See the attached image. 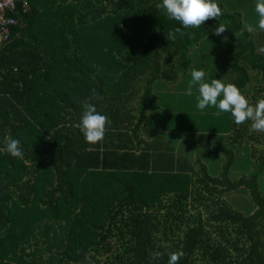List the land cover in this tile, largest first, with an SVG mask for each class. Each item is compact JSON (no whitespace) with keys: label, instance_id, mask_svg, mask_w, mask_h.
Returning <instances> with one entry per match:
<instances>
[{"label":"trees","instance_id":"1","mask_svg":"<svg viewBox=\"0 0 264 264\" xmlns=\"http://www.w3.org/2000/svg\"><path fill=\"white\" fill-rule=\"evenodd\" d=\"M23 1L0 49V264H168L178 250V264H264V132L228 113L217 178L189 163L181 144L160 151L152 142L153 84L177 82L189 49L206 37L224 35L233 46L206 76H227L253 104L264 98L256 0H225L237 12L218 0L223 15L200 28L170 20L157 7L162 0ZM219 22L228 28L222 36L213 34ZM176 28L185 35L167 39ZM85 101L111 121L95 144L77 127ZM7 134L23 158L7 153ZM238 146L250 147L254 170L231 181ZM239 189L250 214L224 200ZM152 252L161 255L153 260Z\"/></svg>","mask_w":264,"mask_h":264},{"label":"rangeland","instance_id":"2","mask_svg":"<svg viewBox=\"0 0 264 264\" xmlns=\"http://www.w3.org/2000/svg\"><path fill=\"white\" fill-rule=\"evenodd\" d=\"M216 2L218 3V0ZM221 6L224 12H237V9L230 6L225 0H221ZM239 13L244 15L243 11ZM242 24L246 27V18L242 19ZM221 38L214 37L210 39L206 37L198 45L191 47L188 51L189 68L186 74L181 73L177 82L158 80L152 86V92L156 96V117L154 123L161 116L160 127L155 126V139L153 138L152 142L154 144L165 143V135L168 137L169 147L174 146V144H181V151L187 152L189 163H194L196 160L199 161L205 166L209 176L212 178L219 176L224 165L225 157L222 149L229 148L227 138L229 128L228 113L217 115L218 107L212 106H208L202 111L198 110L197 104H195L198 88H193L191 96L186 95V90L193 69H203L205 81L210 82L213 74L209 78L206 76V70H208L212 62V66L214 64L218 65L220 58L225 56L227 58L230 55L231 52L228 54V51H230V48L233 50L232 44L226 36L223 35ZM213 78L216 79L215 77ZM219 78L225 83L228 81L227 76ZM169 118H176V120H169ZM185 149H189L190 152ZM253 162L254 160L250 158L249 146L235 147L234 159L228 172V178L233 181L241 176L251 174L254 170ZM257 180L258 189L261 193H264V169ZM224 200L233 210L243 215L250 214L254 209L246 191L243 189L229 193Z\"/></svg>","mask_w":264,"mask_h":264},{"label":"clouds","instance_id":"3","mask_svg":"<svg viewBox=\"0 0 264 264\" xmlns=\"http://www.w3.org/2000/svg\"><path fill=\"white\" fill-rule=\"evenodd\" d=\"M157 7L163 9L164 14L170 20L179 22L184 28H200L209 19L218 20L223 15L216 0H162ZM255 12L258 16V28L264 31V0H256ZM227 30V26L219 22L214 27L213 34L220 36ZM245 30L251 33L255 31V28L252 24H248ZM176 33H180L181 36L185 35L180 28H176L174 32L168 34L167 39H175ZM233 34L235 38H238L243 32ZM190 75L186 95L191 96L193 88H198L196 105L198 110L202 111L208 106L218 107L217 115L230 113L235 124L240 125L250 121L251 131L264 132V98H258L253 104L234 83H225L221 79L214 78L206 82L203 69H193ZM96 98L100 99L98 95ZM82 107L84 111L77 127L82 132L85 141L89 144L102 141L107 126L111 123L108 115L102 114V109H98L88 101H85ZM3 143L8 154L15 158H23L22 145L18 139L7 134L3 138ZM150 255L153 260H156L161 253L152 252ZM184 255L182 250L169 252L168 264H178Z\"/></svg>","mask_w":264,"mask_h":264},{"label":"built area","instance_id":"4","mask_svg":"<svg viewBox=\"0 0 264 264\" xmlns=\"http://www.w3.org/2000/svg\"><path fill=\"white\" fill-rule=\"evenodd\" d=\"M19 2L21 8L26 10L27 3L23 0H0V49L8 41L10 30L17 23L11 14Z\"/></svg>","mask_w":264,"mask_h":264},{"label":"crops","instance_id":"5","mask_svg":"<svg viewBox=\"0 0 264 264\" xmlns=\"http://www.w3.org/2000/svg\"><path fill=\"white\" fill-rule=\"evenodd\" d=\"M175 102L177 103V101L175 100ZM195 104H197V97H195ZM162 114V113H161ZM155 117H156V113H155ZM174 119V118H173ZM173 119H171V120H173ZM160 124H161V116H159V119L153 124V127H154V129L156 128L155 126H157V127H160ZM164 138H165V143H160V144H158V143H155V146H156V148L157 149H155V150H160V151H162V144L163 145H165V146H168L169 147V143L167 142V136H165L164 135ZM151 143V141L149 140L148 141V144H150ZM134 144H136V143H134ZM154 144V143H153ZM161 145V146H160ZM134 146H136V145H134ZM136 147H139V149H141V148H145L146 147V145L145 144H142V146H136ZM170 147H173V146H170ZM180 151H181V148H180ZM182 153H184V154H186V155H188L187 154V152H183V151H181ZM186 158V157H185ZM186 159H188L189 160V158H188V156H187V158Z\"/></svg>","mask_w":264,"mask_h":264}]
</instances>
